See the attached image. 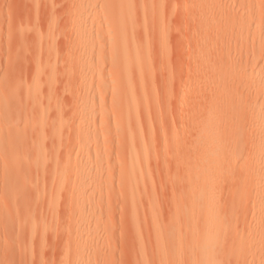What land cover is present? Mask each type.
Returning <instances> with one entry per match:
<instances>
[{
    "label": "rangeland",
    "instance_id": "rangeland-1",
    "mask_svg": "<svg viewBox=\"0 0 264 264\" xmlns=\"http://www.w3.org/2000/svg\"><path fill=\"white\" fill-rule=\"evenodd\" d=\"M129 1V39L144 57L128 73L140 150L126 137L136 126L110 58L106 0H0V264H264V0ZM81 9L101 33L86 29L93 39L77 45ZM44 60L55 75L35 94L50 89L51 104L34 110L22 92ZM41 111L43 136L18 137ZM39 137L37 170L27 159ZM21 143L12 157L9 144ZM211 228L220 247L199 261Z\"/></svg>",
    "mask_w": 264,
    "mask_h": 264
},
{
    "label": "bare ground",
    "instance_id": "bare-ground-1",
    "mask_svg": "<svg viewBox=\"0 0 264 264\" xmlns=\"http://www.w3.org/2000/svg\"><path fill=\"white\" fill-rule=\"evenodd\" d=\"M76 1L79 3L80 0H76ZM91 1H93V0H91ZM102 7L105 8V10H106V16L108 18V22H109V26H110L107 29V31H108V34H109L108 43H109V45L111 47V49H110V58L112 60V66L113 65L114 66L117 65L118 67H120V68H122L124 70V76H125V80H126V86L125 87H126V91H127L128 95H129V99L127 100V103H126V109L127 110H126V116H125V118L127 119V121H133L134 124H135V126H136V127L132 128L133 130H128L127 131L126 137L128 138V140L129 139L132 140L133 138L136 137V139L138 141L137 142L138 143L137 144L138 145L137 146V150H140L143 147H145L146 143L142 139L143 138L142 130L139 128V123H140L141 117L138 115V111H137L138 110V99L135 97L136 94H135L134 85L131 82V80H130V78L128 76V73H129L130 67L132 65H139L140 62L143 61V58L144 57H142V55L137 51L136 46H134L132 44V41L129 39V31L128 30H129V28H131L130 27L131 24H133V22L130 19L131 16H132V12H133V10H132L133 5H132V2H130L129 0H106V2L103 4ZM75 18L76 19L74 20L73 25H72V29H73V33H74V39H75V44L79 45L81 43H86L87 41H91L93 39V35L92 34H86V32H85L86 29H90V28L94 29V28H96V32H97L96 36H98V34L101 33L100 32V29H99V26H98V23L94 19L87 20V11L82 10V9L79 10V11H77ZM33 34H35V33H33ZM36 37H39V36H36ZM160 42H162V40ZM49 54H51V53H49ZM84 54H86V51L83 52V55ZM39 61H38V63L35 66V74L33 76V79L31 81V83L25 88L24 92H22V95H23L24 100L28 104L30 103V104L34 105V107L32 106V108L34 110H35V108L37 109V107H36L37 104H38L37 106L39 107V102H42L41 99H43L44 97H46V99H47V100L45 99V101L51 104V102H50V91H49L50 89H46L48 93H46V96H44L43 98H41L42 96H40L41 99H39V95L37 96L35 94V92L38 90V88L40 90L39 85H40V82H41L40 79H42L41 76H43V77L45 76L46 84L50 88L51 87L50 84L53 81V78H54V75H55V66H53L51 64H48L47 61L45 63V60H44V62L42 61L44 64L42 62H39ZM138 67H137V69H139ZM143 76H144L143 74H140L138 72V75H137L138 78L141 79ZM42 86H44V85H42ZM5 87H3V89ZM11 89L12 90H9V88H7V87L4 89V90H6L5 92H8V97H7V100H6V103L8 105L11 104V103L13 104L14 102H11L10 103V101H13V100L16 101L17 100V97H18V95L16 96V93L17 92L13 90L15 88H11ZM39 90H38V92H39ZM41 90H42V88H41ZM41 94L42 93H40V95ZM45 101H43V102H45ZM4 105L6 106V104H4ZM39 110H41L40 107H39ZM32 114H33V112H32ZM26 115H28V114H26ZM39 115H41V116L38 117L39 118L38 120L37 119L34 120L32 118V115L31 114H30V116L28 115L26 118L24 117L25 119H24V122H22L23 123V127L21 129L22 131L20 133L18 132V134H20V135H18V137L19 136H23L24 137L23 134L26 135V132H29V129L30 130L32 129V130L36 131V135L37 136H39V135H42L43 136L44 129L46 128V121H45V119L41 118L44 115L43 114V111L39 112ZM10 122H13V121H10ZM12 125H13V127H15L14 126V122H13ZM6 126H7L6 129H7L8 132H11V130H13V131L16 130L17 131V129H15L16 127L14 128L15 129L14 130L12 126H11L12 129L11 128H8V127H10V125L9 126L6 125ZM57 128L59 129V125H57ZM34 131H32V132H34ZM12 133L15 136L17 135L16 132H12ZM12 133H11V135H12ZM7 134H9V133H7ZM53 136H54V138H57L58 137L55 134H53ZM41 137H39L38 139L36 138L37 140H36V142H34V147H35V149H34L35 152L33 151L34 156L32 158H30V159H27V160H29L31 163H33L35 165V167L37 168V170L40 169L41 167L43 168V163L42 162H44V160H43V158H44L43 157L44 156L43 154L44 153H43V150H42V148H43V146H42V139H43V137H42V139H41ZM133 141L134 140H132V142ZM23 142H25L24 139H23ZM23 146H24V143H23V145H22V143L19 144V145L9 144L8 151H11V153L13 154V155H11L12 157H16V156H14V153L17 155V153L19 152L20 147H23ZM30 147L31 146L29 145V148ZM0 149H1V145H0ZM28 150H30V149H28ZM130 150H131V152H129V158H130V161L134 163V162H136L135 161V159H136V157H135L136 156V153H135V151L132 150V143H131ZM12 157H11L10 163L13 162L12 163L13 166L12 165L11 166L14 167L16 165V162H17L16 160L17 159L16 158L13 159ZM20 158H22V157H20ZM22 160H26V158L25 159H22ZM27 160L25 161V164H26V162L27 163H30ZM6 164L7 163H5V165ZM2 166H4V164ZM24 166L25 165H23V167ZM28 166H29V164H28ZM4 167H6V166H4ZM65 167H67L66 164H65ZM9 168H11V167H9ZM9 168H7V170L5 168L6 173L8 175H12L13 173L10 174V171L11 170ZM25 168H26V166H25ZM60 168L63 170V163L61 165L58 164V163L56 164V166L54 168V173L57 174V173L61 172V169ZM16 169H14V171ZM19 169H20V167H19ZM26 171H27V169H26ZM17 174H18V172H17ZM61 175L62 174H60V177H61ZM81 175H82V172L81 171L78 172L77 176L78 177H81ZM130 176H132L134 179L132 177H130L129 180L132 178L131 179L132 181L130 180L128 182V184L131 183L133 185L134 184L136 185V183H134L136 176H135V173H133L132 170H131V175ZM6 178L7 179L8 178L11 179L10 176H7ZM136 179L138 180V178H136ZM17 180H18V178H17ZM9 183H11V182H9ZM129 186H130V184H129ZM129 186H127V187H129ZM8 187H9V185H8ZM127 187H126V189H127ZM9 189L10 190H13L12 188H9ZM131 189L132 188L130 186L129 187V192H131L130 193L131 194L130 197H131V199H133V196H132L133 195L132 194V191L133 190H131ZM134 199H136V198H134ZM133 202H135V201H133ZM131 206H133V205H131ZM134 207H132V208L134 210H136ZM130 210H131V208H130ZM132 214H133V212L131 213V215ZM78 217L80 218V215ZM134 218H136V217H134ZM11 219H14V218H11ZM217 234L220 235L221 234V231L219 229H216V228H211V229L208 230V232H206V233L203 234V236L200 239V241L202 242V245H203V250H202L201 254L199 255V258H198L199 261H204V260H207V259L209 260L211 257L217 255V249L220 247V244L221 243H217V244L214 245L213 244V240L210 237L211 235L213 236V235H217ZM157 241H158V243L160 242V240H157ZM215 261H216V258L214 257L213 258V264H216Z\"/></svg>",
    "mask_w": 264,
    "mask_h": 264
}]
</instances>
